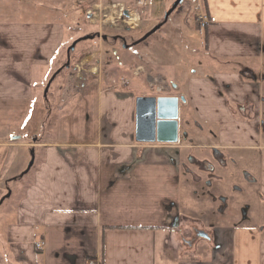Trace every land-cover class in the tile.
I'll return each mask as SVG.
<instances>
[{"label":"crops","instance_id":"crops-1","mask_svg":"<svg viewBox=\"0 0 264 264\" xmlns=\"http://www.w3.org/2000/svg\"><path fill=\"white\" fill-rule=\"evenodd\" d=\"M198 1L216 18L202 30L209 63L200 61L184 84L173 80L168 96L186 102L179 110L181 140L171 145L135 138L136 99L153 93L108 86L95 71H77L73 105L51 115L39 94L71 56L70 25L37 16L22 4L28 0H0V136L7 138L0 141V164L14 156L2 198L12 196L10 182L31 175L0 217V264H264V227L244 225L245 217L218 225L211 214L222 243L217 249L202 243L185 252L171 226L180 177L187 180L174 157L180 147L195 146L182 133L192 114L214 126L215 146L234 152L233 159L249 166L258 158L253 176L264 201V0ZM63 69L49 88L69 67ZM27 149L34 163L21 175ZM221 212L217 217L227 219Z\"/></svg>","mask_w":264,"mask_h":264},{"label":"rangeland","instance_id":"rangeland-1","mask_svg":"<svg viewBox=\"0 0 264 264\" xmlns=\"http://www.w3.org/2000/svg\"><path fill=\"white\" fill-rule=\"evenodd\" d=\"M28 1L30 3L22 4L36 11L37 16L44 13L47 20H61L70 25L73 37L68 42V50L77 41L74 50L69 51L71 56L68 59L70 61L68 72L66 74L65 71L62 72L65 74L64 77L59 81L58 77L45 96L46 86L58 69L52 72L39 94L40 98H45L46 108L51 111V115L58 117L61 112L73 105L76 89L79 88L78 83L81 81L73 78L77 71L83 74L86 72L92 74L95 71L108 86L122 84L136 94H157L149 84L151 77L163 78L168 93H171L173 80L184 84L198 68L200 61L204 64L209 63L204 54V31H199L200 27L196 23L198 15L202 12V1L183 0L161 27L139 44L134 43L164 21L166 13L176 0H140L142 4L137 0L125 4L104 3L100 0ZM126 11L130 12L127 16ZM87 36L93 38H86ZM114 36L124 37L125 44L130 46L123 47V41H115ZM138 69L140 74L134 77V72ZM68 81L72 84L64 92V85H67ZM63 93L65 96H62ZM190 116L182 124V129L188 133L190 140L193 139L196 147L191 150L182 149V153L190 151V156L204 158L214 163L209 147L217 143V131L212 125L200 123L196 115ZM260 120L264 121V100L261 103ZM262 133L264 136L263 127ZM2 140L7 138L0 136V141ZM223 151L228 156L227 165L222 168L214 163L215 175L218 178L212 180L211 189H206L204 183L194 184L189 175H186L187 180L184 176L180 177L179 211L192 217H201L205 223L211 220V214L214 213L216 218H212L218 225L234 224L239 218L243 219L244 215L246 216L244 225L264 227V201L261 200L259 186L247 182L244 174L246 172L257 178L258 158L255 156L249 166L240 161L236 164L231 159L234 152ZM23 155L25 168L22 172L27 170L32 160L29 149L25 150ZM1 160L3 156L0 154ZM13 161L12 155L8 162H4V167L0 164V202L8 192L6 171L12 168ZM197 174L203 182L209 181L207 171H198ZM30 176L26 174L16 184L12 185L11 182L8 184V188L12 186V196L0 203V217L24 190ZM222 198H226V204H223ZM221 207L224 208L221 213L228 216L227 219L217 217ZM169 262L168 264H172V261Z\"/></svg>","mask_w":264,"mask_h":264},{"label":"flooded vegetation","instance_id":"flooded-vegetation-1","mask_svg":"<svg viewBox=\"0 0 264 264\" xmlns=\"http://www.w3.org/2000/svg\"><path fill=\"white\" fill-rule=\"evenodd\" d=\"M129 15V13H128ZM106 39V38H105ZM115 41L117 40H122L123 41V47L128 48L130 45L125 44V40L124 37L122 36H114L113 38ZM128 46V47H126ZM163 79V78H162ZM164 82H166L164 80ZM173 89V85L172 88L170 90V92ZM168 89L164 92V93H160V95L158 96H168ZM156 95V94H154ZM248 107V106H247ZM249 109L251 108V106L248 107ZM254 109V108H253ZM261 119V118H260ZM180 124V123H179ZM259 125L262 129V127L264 128V121L260 120L259 121ZM180 129V126H179ZM185 132L184 130H182V133ZM184 136V135H183ZM180 134H179V138H178V142L174 143L175 144H179L181 138H180ZM183 140H185V142L187 143H191L193 142V140L191 141L188 137L184 138ZM162 144H168V143H162ZM172 145V144H171ZM195 145V144H194ZM185 147V146H184ZM196 146H189L188 149H193ZM180 147L178 149V152L176 154V156L174 157L176 163L178 164V166L181 169V172L183 175H189V177L191 178V180L193 181L194 184L196 183H204V186L206 189H211L212 186V180L215 178H218L215 175V166L214 163L218 164L220 167L224 168L227 165V160H228V156L226 153H224V151L221 148H218L217 146H210L209 149L211 150L212 153V158L214 163H212L210 160L207 159H201L200 157L197 156H190V151L186 154H183L181 151ZM173 159V160H174ZM232 161L234 163H238V161L236 159L231 158ZM195 170V172H194ZM207 171L208 173V182L202 181V178L199 177L197 174L198 171ZM197 171V172H196ZM245 174V180L249 183H256V178L253 175H250L246 172H244ZM222 202L223 204H226V198H222ZM224 208L221 207L220 212L223 211ZM243 217H246L243 215ZM215 223L209 221L208 223H205L204 221H202L200 218H191L189 216H187L186 214H183L179 211V213L172 218L171 221V226L174 228H177V234L179 235L180 238V244L182 246V248L185 250V252H192L194 250H196L202 243H209L212 245V249H217L220 247V245L222 244L220 241V238L218 237V231L215 229L214 227Z\"/></svg>","mask_w":264,"mask_h":264},{"label":"water","instance_id":"water-1","mask_svg":"<svg viewBox=\"0 0 264 264\" xmlns=\"http://www.w3.org/2000/svg\"><path fill=\"white\" fill-rule=\"evenodd\" d=\"M183 2V0H176L169 11L164 17V21L152 30H150L145 36L136 41L134 44H139L145 41L149 36L155 33L169 18L170 14ZM128 15V12H125ZM86 38L92 39L93 36H87ZM77 41L71 46L70 50H74ZM128 47V46H126ZM70 61L60 68L49 81L45 95L49 90L51 82L56 75L63 69L68 68ZM186 99L181 96H139L136 99V131L135 138L141 143H168L174 144L178 142L179 138V110L180 103H185ZM34 163V152H32V160L23 174H26ZM10 191L7 197L10 196ZM5 198L1 199L2 203Z\"/></svg>","mask_w":264,"mask_h":264},{"label":"built area","instance_id":"built-area-1","mask_svg":"<svg viewBox=\"0 0 264 264\" xmlns=\"http://www.w3.org/2000/svg\"><path fill=\"white\" fill-rule=\"evenodd\" d=\"M141 4L142 2L139 1ZM130 13V12H129ZM200 24V28L201 30H204L206 29L210 24L214 23L216 21V18L214 16H209L208 14H206L205 12H201L199 15H198V20H197ZM140 70H136L134 72V77L135 76H139ZM128 81H126L127 83ZM149 84L150 86L155 89L157 91V94L156 95H160V93H164L165 92V86H163L164 84V80L161 78V77H157V76H153L151 77V79H149ZM43 246V243L42 242H39L37 244V247L38 248H42Z\"/></svg>","mask_w":264,"mask_h":264},{"label":"bare ground","instance_id":"bare-ground-1","mask_svg":"<svg viewBox=\"0 0 264 264\" xmlns=\"http://www.w3.org/2000/svg\"><path fill=\"white\" fill-rule=\"evenodd\" d=\"M138 17V16H137ZM139 19V18H138ZM137 21V20H136ZM163 86H165V91L167 90V86L165 84H163ZM156 96V95H155Z\"/></svg>","mask_w":264,"mask_h":264},{"label":"trees","instance_id":"trees-1","mask_svg":"<svg viewBox=\"0 0 264 264\" xmlns=\"http://www.w3.org/2000/svg\"><path fill=\"white\" fill-rule=\"evenodd\" d=\"M203 5H204V4H203ZM196 23H197V26H199V27H200V25H199L198 21H197Z\"/></svg>","mask_w":264,"mask_h":264}]
</instances>
